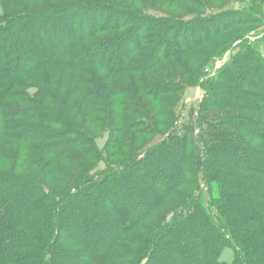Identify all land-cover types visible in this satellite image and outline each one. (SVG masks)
I'll use <instances>...</instances> for the list:
<instances>
[{
    "label": "trees",
    "instance_id": "obj_1",
    "mask_svg": "<svg viewBox=\"0 0 264 264\" xmlns=\"http://www.w3.org/2000/svg\"><path fill=\"white\" fill-rule=\"evenodd\" d=\"M146 13L107 0H74L44 4L36 13L15 19L11 28L0 18L12 44L7 47L9 39L0 38V98L22 102L0 104L1 137L41 156L59 159L79 150L86 159L106 164L94 173L97 180L87 170L75 191L58 194L46 192L37 181L0 175V264H97L134 258L140 252L121 253L117 241L169 193L183 188L192 190L148 237L135 264H226L220 261L226 248L233 252L231 264L264 263V253L257 259L264 251V58L257 50L245 44L237 58L203 81L204 96L179 127L174 111L180 100L174 94L196 82L144 84L142 94L155 104L144 110L133 88L103 87L92 71L114 77L146 74L249 18L235 19L232 10L181 22L173 30L164 17ZM46 70L34 91L23 87L24 79ZM58 70L73 73L78 86L59 98L53 110L47 103L54 94L46 81ZM157 107L166 108L168 116L174 108L175 119L163 133L146 116L151 112L155 117ZM219 108L239 114L218 116ZM67 111L90 125L106 126L103 152L85 128L66 118ZM124 130L134 133L132 141L151 133L153 142H159L113 165L106 153L122 142L118 135ZM92 206L103 211V234H94L101 229L87 220L95 215L86 214ZM20 228L42 231L19 239L13 231ZM177 230L185 232L176 236ZM104 232H111L110 237Z\"/></svg>",
    "mask_w": 264,
    "mask_h": 264
},
{
    "label": "rangeland",
    "instance_id": "obj_2",
    "mask_svg": "<svg viewBox=\"0 0 264 264\" xmlns=\"http://www.w3.org/2000/svg\"><path fill=\"white\" fill-rule=\"evenodd\" d=\"M73 1L74 0H7L5 2V0H0V18L4 21L5 26H10L9 28H11V25H13L12 22L15 19L23 16L24 14L36 13L44 4L54 3L56 6H61L70 4ZM107 1L127 6L136 11H147L146 15L154 16V18L164 17V19L168 20V24H172L173 30H176L175 26L176 28H180V26H182L181 22H183V24H187L189 20H193L199 16H215L226 12H232V10L234 12L233 15L235 19L241 18V20H243L244 18H249L245 21V23L233 25L232 27L222 31L220 34L209 38L204 43L193 48L191 52L186 54V56H179L173 58V60L166 61L155 70H149L146 74L143 73L114 77L106 73H98L97 71L92 70L95 81L98 84H103V87L109 89L126 87L130 90L133 88V91L131 92L140 102L144 110L146 106H150L149 104H151V106H155L154 103L142 94L144 84L157 83L158 81H176L184 84L183 86H186V84L191 85L196 82V85H193L194 87H185L183 92H179L176 95L174 94V98L176 97V99L178 98L180 100L174 111L175 115H177V118L179 119L178 127L188 120L189 109L197 108V105L204 96L205 92L203 88H201L203 81L212 79L218 70L230 64L235 58H237L240 50L245 44L257 50L260 57L264 58V0H199V2L198 0ZM2 6H4L5 10H3ZM244 13H249L250 15L245 16L243 15ZM250 16H255L254 18H251L254 19L253 21L250 19ZM25 19H28V17L25 16ZM25 19H23V21H26ZM197 21L198 20H196V22ZM5 26H0V32L2 33L0 38L5 37L6 39H9L7 44V47H9L12 46L11 35L10 33L6 34L7 30L5 29ZM160 26H162V24ZM164 28L165 27L162 26L160 30L162 31ZM181 34L184 33L181 32ZM45 73H47V70L34 73V75L30 78L28 77L27 79H24L23 87H27V89L34 91L33 88H36L37 83L39 81L42 82V79L46 77ZM74 78L75 76L73 73L65 70L53 72V76L47 78L46 82L50 87L49 90L51 93L53 92L52 94H54V97L52 98L53 101L50 100V102L47 103L51 109L54 110L59 106V98L63 99V95H66L77 88V81L73 83ZM19 90H22V88ZM196 96H199L200 99L196 98ZM125 100L127 102L132 101L130 98H126ZM21 103V100L18 101L17 99H13L11 97L0 98V104L8 107L18 106ZM63 109H65V107ZM173 109L172 107L170 109L172 116H168L165 113L167 112L166 108L164 109L161 107H157L156 110H153L156 115L155 117L150 115L151 112H147L150 116H146L151 121L152 125L156 126L155 128L157 132H165L174 121L175 116H173ZM68 112L69 111L65 114L66 118L75 121L79 126L85 128V132L95 138L97 149L100 152H103L106 141V134H104L106 126L97 122H93L90 125V123L79 119L73 111ZM216 112L218 116L226 115L236 117L237 114H239L238 112L231 111L226 108H219ZM123 115L126 118L133 116L126 113H123ZM169 115L171 114L169 113ZM95 116L100 118V115ZM196 133H194V136L197 135ZM118 137L120 139L119 141L122 142H119L118 146L117 144H113L106 153L109 162L113 165H121L140 149L148 147L152 145V143L157 144L159 142H153V136L151 133L138 137V139L135 138L136 141H132L134 133L129 130H124L123 133L118 135ZM128 138L129 140H127ZM158 140L160 139L158 138ZM256 146L259 147V145ZM111 153H115V157H112ZM86 156V154H83L79 150H74L66 156H61L59 159L51 156H41L36 152H28V149L25 150L24 147L22 148L21 143L7 140L4 137L2 138L0 135V175L8 176L11 174L10 177L13 179L24 181L32 180L34 182L37 181L42 185L43 190L48 192V188L53 194H58L59 192L66 190L75 191L78 184L85 178L87 170L92 169V171H90V177L94 180L98 179V177H96L98 175H94V173L97 172V170H105L106 164L104 162L96 164V160L86 159ZM192 163L193 161L191 160L188 164ZM188 167L189 166L187 165V170ZM191 190V188H183L169 193L155 210L144 216V218L138 223L137 227L131 229L123 238L117 241L118 246L121 248L119 250L121 253H125L127 251L132 255L134 253L137 255V253L140 252L137 256L134 258H132V256H128L125 259L104 261L97 264H113V262L117 264H135L137 258L142 256L141 253L143 252V246L148 244V237L159 228L162 221H165L168 218L167 215H169L170 210L176 205L177 201L188 195ZM85 194H89V197L95 198L90 192H86ZM250 196L253 197L251 194ZM95 203L97 202L95 201ZM101 212L103 211L100 210V208L96 209L95 206H92L89 209V212L86 213H95L92 218L90 217L91 222L87 219L89 223L96 221L101 229L100 231L96 230L94 234H103V219L100 215ZM86 217L88 218V215H86ZM34 219L35 218L30 219L28 222L31 223ZM41 231H29L24 228H20L13 231V233H17L16 235L19 239H29L34 235L40 234ZM184 232L185 231L177 230L174 234L176 236H182ZM110 233L111 232L105 234L104 232L105 237L109 238ZM250 243V245L253 246L254 240L250 239ZM243 252H250V249ZM263 253L264 251L259 253L260 255L257 257L258 260H260V256H262ZM161 261L166 262V257H164ZM220 261L226 264H231L233 261L232 250L226 248L220 256Z\"/></svg>",
    "mask_w": 264,
    "mask_h": 264
}]
</instances>
